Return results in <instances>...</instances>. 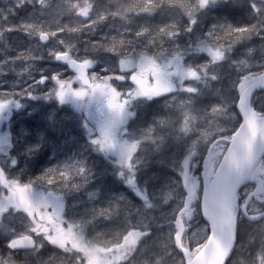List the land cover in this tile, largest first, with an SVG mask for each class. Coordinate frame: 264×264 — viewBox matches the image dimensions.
<instances>
[{
  "label": "snow or ice",
  "instance_id": "snow-or-ice-1",
  "mask_svg": "<svg viewBox=\"0 0 264 264\" xmlns=\"http://www.w3.org/2000/svg\"><path fill=\"white\" fill-rule=\"evenodd\" d=\"M217 0H140L138 4L99 10V5L89 0L67 3L57 9V15L71 13L82 17L79 27L67 28L57 23L56 30L46 28L45 16L50 13L52 4L49 0H13L10 7L0 10V41L7 43V34L22 32L28 38L45 44L56 38L59 45L66 50L49 48L48 58L62 61L75 70V75L67 80H55L58 87H53L49 96L56 95L63 102L68 95L84 97L100 92L107 96L108 104L114 114H121L131 99L136 97L153 98L170 95L179 108L178 131L195 138L189 156L183 162V180L186 186V199L177 211L170 231L153 241L154 250L146 257L147 248L143 241L152 233L144 229L124 228L107 241H90L84 237L77 225L68 224L61 215L59 198L55 193L37 199L31 183H21L15 179H6L0 170V213L8 207L23 210L31 220V228L26 234L11 239L8 247L12 250H26L35 253L45 243L72 254L75 264H136V258L143 256V264H213L218 258L220 264H264V114L257 112L250 104L252 92L258 86H264V71H248L239 81V99L237 107L243 116L238 128L229 130L219 122L221 117L229 115V105H213L210 111H198L194 98L200 90L194 83L187 81L211 83L219 78V62L238 42L258 36L264 39V0H233L240 6L250 5L251 15L256 17L252 25L233 26L226 22H217L201 41L199 51L206 52L210 60L200 66H185L184 53L179 47L165 49V44L175 41L182 33L191 32L201 19V13ZM31 6L33 11L26 20L18 24H8L9 17L15 14L17 7ZM177 9L179 16L186 17L188 23L181 26L179 22L155 27L145 25L136 30L128 27V14H146L152 16L157 11ZM111 18L112 30L116 35H105V42L89 40L92 52L105 51L118 58L114 68L106 67V72L118 75L101 76L97 72L88 74L87 69L95 68L93 58H80L70 54L72 48L65 40L57 36L58 32L71 31L95 35L96 27ZM120 18L122 23H115ZM85 22H88L87 24ZM123 29V31H122ZM130 37V38H128ZM143 38L147 46L138 50L137 43ZM149 48L156 50L155 54ZM88 51V49H85ZM174 51V55L172 54ZM170 57V58H169ZM43 55L21 53L17 57L6 59L4 63L16 60L44 59ZM242 68H248L249 62H240ZM49 77L36 81L43 84ZM129 82L125 91H120L113 81ZM80 87H73V84ZM36 85L16 93L4 94L0 100L3 110L10 99L35 98ZM183 92L184 99L177 100L176 95ZM19 97V98H16ZM167 124L168 121H161ZM101 149L119 148L123 162L129 171L137 164L135 159L139 142L120 144L112 130L103 132L94 141ZM203 145L202 152L197 146ZM198 157V162L194 161ZM202 173L197 175V165ZM87 178V169L83 166L74 170L57 169L44 179L49 185L70 182L73 176ZM134 179V176H133ZM132 182V179L129 181ZM150 206V205H149ZM118 206L102 210L100 215L113 217L118 215ZM202 215L207 224L201 229L198 238L188 236L187 228L194 214ZM247 217L253 223L252 233L247 241L239 240V220ZM244 255L243 260H233V253ZM237 255V256H238ZM55 257L41 264H54ZM0 264H27L17 261L10 252L7 258L0 256ZM60 264H63L61 261Z\"/></svg>",
  "mask_w": 264,
  "mask_h": 264
},
{
  "label": "rangeland",
  "instance_id": "rangeland-1",
  "mask_svg": "<svg viewBox=\"0 0 264 264\" xmlns=\"http://www.w3.org/2000/svg\"><path fill=\"white\" fill-rule=\"evenodd\" d=\"M72 2H76V0H72ZM80 2L83 3V0H80ZM89 2L99 5L100 11L105 8L113 10V0H89ZM12 3L13 0H0V10L7 9ZM49 3L53 7L50 13L45 16L46 28L50 27L51 30L55 31L57 23L63 26L64 20L68 18L78 23L83 20L82 17L71 13L56 14L57 9L65 5L67 0H49ZM225 5L241 9L250 8V5H237L233 0H217L215 4H210L204 9L200 21L193 30L184 32L178 37L182 39L184 44L180 51L185 54L183 60L185 66H200L210 60L206 52L199 51L201 41L212 28V26L206 25L203 18H205L207 10L220 6L225 7ZM32 11L31 6L17 7L15 14L9 17L7 23L18 24L26 20ZM252 17H254L253 22L255 23L256 17ZM172 22H179L183 26L188 23V20L186 17L180 18L177 10L176 18ZM0 23H3V21H0ZM115 23L119 24L122 21L117 18ZM202 23L205 25L203 26ZM112 24L113 20L108 18L104 21V24L102 22L96 27L95 35L90 36L87 31H84L87 34L84 36L82 43L68 36L65 32H58L57 36L71 46L72 52L70 54L73 56H79L80 58L88 56L96 60V72L101 76H105L106 73H111L106 72L105 68H114L118 61L117 57L105 51L92 52L87 42L89 40L93 43L96 41L105 42L103 40L105 35H116L115 31L112 30ZM49 48L66 50L63 45L56 42V38H51L45 44L42 41L28 38L22 32L8 33L6 44L4 41H0V100L6 98L4 94L13 91L19 93L27 89L29 85H36L33 92L35 98H21L17 101L9 97L10 102L3 110H0V162L8 169H26L25 156L33 146L32 143H28L27 117H32L33 111L40 112L48 102L54 103L56 101L59 105L66 107L71 105L68 104L69 101H73V104L78 107L82 106L79 100H73L75 95L66 96L63 102L56 95H48L53 87H58L51 77L62 80L73 77V73L68 68L58 64L56 60L48 58L47 50ZM85 49H88V51H85ZM21 53L43 55L45 58L42 60H16L15 63H4L6 59L17 57ZM172 54H175L174 51ZM243 60L249 62V67L246 69L240 66V62ZM261 68H264V39L253 36L234 45L227 54L226 59L219 62V78L217 80L212 81L210 84L204 81H187L185 83H194L200 90V94L194 98V106L198 111H210L213 105L221 103L229 105V115L221 117L219 122L232 130L238 128L241 121L236 108L238 79L248 71ZM45 76L49 77L47 83L36 84V81L43 79ZM173 95H176L177 100L185 98L183 92ZM93 104L97 105L94 97ZM259 104L264 106V94L259 98ZM13 105L19 111L17 119L20 128L15 127V124L9 121L12 115L9 108ZM179 115L176 101L170 95L162 98L137 97L131 99V103L122 114L117 119L109 121V127L115 133L120 144L125 142L140 143L141 147L135 156L137 164L134 166V170L129 171L127 165L123 162L124 158L119 148L103 150L93 142V150L96 149L98 153L101 149L103 152L111 151L115 155L105 163L104 160H100L93 153V174L88 170L89 160L84 158L80 163L85 164L87 178L74 175L70 182L52 185L57 188L56 192H64L69 198L71 224L79 226L84 237L113 238L117 232L124 228L144 229L148 227L152 234L144 240L143 245L147 248L146 257L151 256L154 250L153 241L171 230L172 221L186 199L187 189L177 170L179 168L182 170L183 162L189 156L195 137L179 133ZM165 120L168 123L162 124L161 121ZM122 132H124V135H122ZM100 135H93V138H96L93 141L100 138ZM18 143H20V146ZM203 147V145L197 146L198 153L202 152ZM197 159L198 157H195L194 161H197ZM63 160L62 169L74 170L81 167H71L67 163V157ZM44 178L41 180L46 182ZM11 179L21 183H27L28 180L20 176ZM130 179H132L131 183L129 182ZM135 188H138L144 194L145 200L140 199L134 193ZM116 206L119 209L118 215L113 217L100 215L102 210H109V208ZM241 220L240 231L242 237L240 242H244L250 238L254 225L245 221L244 218ZM5 223L10 224L11 227L6 228L5 231L3 228V231H0V236L13 235L15 232L26 228L22 225L20 217H14L12 222L6 219ZM206 224L202 221L190 234L191 238H198V234ZM244 255H238L236 258L243 260L246 253ZM139 257L140 264H143L144 257Z\"/></svg>",
  "mask_w": 264,
  "mask_h": 264
},
{
  "label": "flooded vegetation",
  "instance_id": "flooded-vegetation-1",
  "mask_svg": "<svg viewBox=\"0 0 264 264\" xmlns=\"http://www.w3.org/2000/svg\"><path fill=\"white\" fill-rule=\"evenodd\" d=\"M229 8L234 7L228 5H225V7L220 6L205 12V14H212L216 11L228 13ZM239 9L246 14H251L250 8H243V10L241 8ZM170 14L172 20H174L177 15V9H172ZM96 70L97 69L95 65V68L88 70V74L92 73L93 71L96 72ZM118 74L119 71L115 73H106L105 75ZM72 75L74 76L75 73ZM128 83L129 82L127 81H113V85L122 92L129 87ZM73 86L77 88L80 87L79 84L75 83ZM167 96L169 95H161L156 98ZM93 97L96 99L97 105L93 104ZM73 100H79L82 106L78 107L74 105L73 101H69L68 104L71 105L67 107L59 105L57 101L54 103L48 102L42 111H33L32 117H27V126L29 129L27 135L29 140L28 143H32L33 146L29 150L27 156H25L27 163L26 169H8L0 162L6 179H11L15 176L27 178V183L32 184L33 193L37 199L41 197H47L49 194L55 193V195L59 198L61 215L68 224H71V219L69 217V198L64 192H56L57 188L49 185L43 180H40L39 176L43 178L54 170H62V164L64 163L63 159L65 157L68 158L67 163L70 164L71 167H85V164H81L80 162H82L84 158L85 160H89L88 170H90V172L93 174V153H95L97 155L96 157H99L100 160H104L105 163L110 157L115 155V153L111 151L103 152L100 149L98 153L96 149L93 150V139H96L93 138V135H102L104 131L109 130V121L117 119L122 114H113V111L109 107L107 96L102 93H100V97L95 96V93L86 95L84 97L74 96ZM130 103L131 100L126 105L125 109ZM9 110L12 112L9 121L13 122L15 127L20 125L17 119V114L19 113L18 109L15 108V105H13L10 106ZM122 135H124V132H122ZM18 145L20 146V143H18ZM198 151L199 150H197V152ZM195 167L197 172L196 174H201L202 169L198 166V163L195 165ZM179 170L181 172L184 171L183 168L182 170L179 168ZM14 217H20L22 219V225H24L26 228L15 232L13 235L0 236V256L7 258L8 254L11 252L17 261H27V264H41L42 261H49L53 257L56 258L54 264H60L61 261L63 264H75V261L72 259V254L64 253L63 250L55 248V246H52L48 243H45L43 247L39 248L35 253H30L29 251L23 249H10L8 247L9 241L30 231L32 223L27 213H25L22 209L18 210L14 207H8L4 212L0 213L1 232L3 231V228L5 231L6 228L11 227L10 224L8 225L5 223L6 219L11 220L12 222ZM189 223L191 226L188 227L186 225V228L188 236L191 237L190 234L201 223V220L199 219V216L196 215ZM85 238L93 242L107 241L112 239L111 237H105L106 240L105 238L99 239L98 237ZM136 264H140L139 256L136 258Z\"/></svg>",
  "mask_w": 264,
  "mask_h": 264
},
{
  "label": "trees",
  "instance_id": "trees-1",
  "mask_svg": "<svg viewBox=\"0 0 264 264\" xmlns=\"http://www.w3.org/2000/svg\"><path fill=\"white\" fill-rule=\"evenodd\" d=\"M113 6L112 8L114 9L113 11H115L118 7H124V6H128V5H135L138 4L140 2V0H113ZM243 10V9H242ZM211 15V16H210ZM253 15H249L246 14L245 12L241 11L239 8H229V12L228 13H221L219 12H214L212 14H205V18H203V21L206 23L207 26H213L214 24H216L217 22H226L229 23L233 26H244V25H252L253 19L254 17H252ZM120 19V18H119ZM70 18L65 19L63 22V26H66L67 28H72V27H79L80 23L78 22H73L71 21ZM128 27L132 30H136L139 27H143L145 25H148L150 27H155L158 25H163V24H169L171 25L173 22L170 11L168 12L167 10H160L157 11L154 15L152 16H146V14H140V15H135L132 13L128 14ZM70 25V26H69ZM68 36L74 38L75 40H78L80 43H82L84 41V36L87 34L86 32H71V31H64ZM130 38V37H128ZM176 41V42H175ZM175 41H169L167 44H165V49H175L177 47H179V49H181L184 44L182 39H176ZM137 48L138 50H142L147 46V41L144 40L143 38H141L138 43H137ZM150 53L155 54L156 50H153L151 48L148 49ZM75 57V56H74ZM264 68L261 69H257V71H255V73L257 72H261L263 71ZM264 94V90L260 91L258 93H256V95L253 98V106L255 107V109H257L259 112L264 113V106H261L259 104V98L261 97V95ZM17 128L20 126L17 125ZM262 160H264V155L261 158ZM40 180L42 179L41 176H39ZM201 218V221L203 220L202 215H199ZM245 221H247L244 218ZM241 221H239V240H241L242 237V232L240 231V227H241ZM237 253H233V257L232 259L235 260L237 259L236 256Z\"/></svg>",
  "mask_w": 264,
  "mask_h": 264
},
{
  "label": "water",
  "instance_id": "water-1",
  "mask_svg": "<svg viewBox=\"0 0 264 264\" xmlns=\"http://www.w3.org/2000/svg\"><path fill=\"white\" fill-rule=\"evenodd\" d=\"M59 64H62V65H64V66H67L72 72H75V70L74 69H72L71 68V66L70 65H66L64 62H62V61H57ZM88 70L89 69H87L86 70V72L88 73ZM264 71V70H263ZM253 73H255V72H253ZM242 78V77H241ZM240 78V79H241ZM48 81V79H46L45 81H44V83H46ZM43 83V84H44ZM239 84V83H238ZM261 90H264V86H258L253 92H252V94H251V97H250V104H251V107H253L254 109H255V107L253 106V96L255 95V93L256 92H258V91H261ZM237 91H238V94L240 95V93H239V88H238V86H237ZM95 96H97V97H100V92H96L95 93ZM237 110H238V112H239V115L241 116V118H242V122H243V116H242V113L240 112V110H239V108L237 107ZM257 112H259L257 109H255ZM259 113H261V112H259ZM261 114H264V113H261ZM241 122V123H242ZM264 154H262L261 155V157L263 156ZM0 170H3L2 168H1V166H0ZM135 192L137 193V195L141 198V199H143V200H145L146 198H145V196L142 194V192L140 191V190H138V189H136L135 190ZM194 216V215H193ZM204 218V217H203ZM247 218V217H246ZM248 219V218H247ZM204 220L206 221V219L204 218ZM207 222V221H206ZM137 229V228H136ZM213 264H220V261H219V253H218V258L215 260V261H213Z\"/></svg>",
  "mask_w": 264,
  "mask_h": 264
},
{
  "label": "bare ground",
  "instance_id": "bare-ground-1",
  "mask_svg": "<svg viewBox=\"0 0 264 264\" xmlns=\"http://www.w3.org/2000/svg\"><path fill=\"white\" fill-rule=\"evenodd\" d=\"M111 5V4H110ZM104 10V9H103ZM114 10V9H113ZM176 11V10H175ZM208 11V10H207ZM68 15V14H67ZM211 16V15H210ZM61 19V18H60ZM103 24H104V22H103ZM202 25L204 26L205 24L204 23H202ZM67 26V25H66ZM70 26V25H69ZM102 30V29H101ZM76 33V32H75ZM111 35V34H110ZM204 35V34H203ZM202 36V35H201ZM200 37V36H199ZM198 39V38H197ZM176 42V41H175ZM255 54V53H254ZM101 56V55H100ZM260 60V59H259ZM240 67V66H239ZM231 70V69H230ZM252 71V70H251ZM95 99V98H94ZM195 101V100H194ZM30 113V112H29ZM177 122V121H176ZM14 124V123H13ZM18 141V140H17ZM39 147V146H38ZM19 148V147H18ZM22 165V164H21ZM51 168V167H50ZM139 178V177H138ZM146 181V180H145ZM171 181V180H170ZM151 182V181H150ZM69 186V185H68ZM60 188V187H59ZM161 191V190H160ZM156 192V191H155ZM71 196V195H70ZM93 201V200H92ZM110 231V230H109ZM199 235V234H198ZM245 256V255H244ZM243 256V257H244Z\"/></svg>",
  "mask_w": 264,
  "mask_h": 264
}]
</instances>
